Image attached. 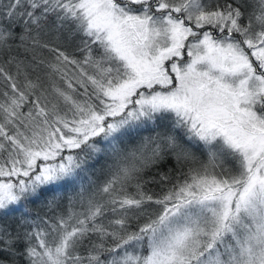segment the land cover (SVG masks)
Masks as SVG:
<instances>
[{
  "label": "snow or ice",
  "instance_id": "obj_1",
  "mask_svg": "<svg viewBox=\"0 0 264 264\" xmlns=\"http://www.w3.org/2000/svg\"><path fill=\"white\" fill-rule=\"evenodd\" d=\"M0 264H264V0H0Z\"/></svg>",
  "mask_w": 264,
  "mask_h": 264
},
{
  "label": "trees",
  "instance_id": "obj_2",
  "mask_svg": "<svg viewBox=\"0 0 264 264\" xmlns=\"http://www.w3.org/2000/svg\"><path fill=\"white\" fill-rule=\"evenodd\" d=\"M41 39H42V40H51V37H50V36H49V37L42 36ZM38 53L41 55L42 58H46V57L48 56V53H47L45 50H38ZM19 55H20L21 57L26 56L27 59H29V60L31 59V54H26V53H24L23 51H21V52L19 53Z\"/></svg>",
  "mask_w": 264,
  "mask_h": 264
}]
</instances>
